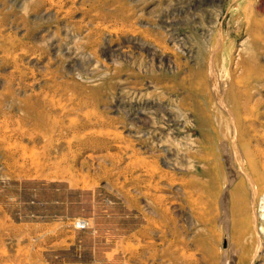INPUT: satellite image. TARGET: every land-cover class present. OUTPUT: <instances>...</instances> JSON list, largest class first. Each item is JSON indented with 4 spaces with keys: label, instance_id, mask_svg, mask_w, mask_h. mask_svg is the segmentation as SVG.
I'll use <instances>...</instances> for the list:
<instances>
[{
    "label": "rangeland",
    "instance_id": "obj_1",
    "mask_svg": "<svg viewBox=\"0 0 264 264\" xmlns=\"http://www.w3.org/2000/svg\"><path fill=\"white\" fill-rule=\"evenodd\" d=\"M262 195L264 0H0V264H264Z\"/></svg>",
    "mask_w": 264,
    "mask_h": 264
},
{
    "label": "bare ground",
    "instance_id": "obj_2",
    "mask_svg": "<svg viewBox=\"0 0 264 264\" xmlns=\"http://www.w3.org/2000/svg\"><path fill=\"white\" fill-rule=\"evenodd\" d=\"M247 173H248V172H247ZM245 175H246V174H245ZM245 178H247V176H246ZM248 179L251 180V178H249V177L247 178V180H248ZM250 185H251V184H250ZM251 191H252V190H251ZM255 192H256V190H255ZM255 192H254V194H255ZM255 195H256V194H255ZM263 202H264V195H262V197H261V204H262ZM261 209H264L263 206H262ZM262 216H263V214H261V217H262ZM263 217H264V216H263ZM260 232L263 233V229H260Z\"/></svg>",
    "mask_w": 264,
    "mask_h": 264
}]
</instances>
